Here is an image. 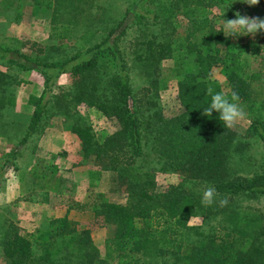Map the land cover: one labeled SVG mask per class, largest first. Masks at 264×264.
Returning a JSON list of instances; mask_svg holds the SVG:
<instances>
[{"label": "trees", "instance_id": "obj_1", "mask_svg": "<svg viewBox=\"0 0 264 264\" xmlns=\"http://www.w3.org/2000/svg\"><path fill=\"white\" fill-rule=\"evenodd\" d=\"M241 2L245 0H128L115 24L96 28L97 0H0L1 14L18 17L33 5L49 11L53 23L70 12L74 27L86 24L77 51L67 58L49 60L22 51L16 38L0 43L1 64L43 78L40 93L28 97L33 110L19 145L45 127L49 111L58 112L79 140L81 157L115 171L127 193L125 203L102 192L74 200L64 214L25 234L4 220L3 264H264V211L241 203L243 198H264V32L225 37L217 31L218 18L231 16ZM153 25L157 30L150 31ZM169 59L180 109L165 118L150 94L164 82L162 63ZM130 61L149 82L140 96L132 86ZM215 73L225 79L229 95L236 91L246 103L249 134L262 143L259 169L251 174L240 173L244 150L234 129L225 127L215 112L202 114L207 88L222 91ZM62 75L69 85H58ZM24 82L0 70V106H14L10 89ZM81 103L115 119L117 129L100 140L78 113ZM15 154V149L3 153L0 175ZM157 171L179 172L183 180L159 189ZM32 174L49 176L37 168ZM208 186L216 189V197L203 205L200 195ZM72 208L90 210L95 219L113 225L103 257L90 227L69 218ZM192 216H202V223L189 224Z\"/></svg>", "mask_w": 264, "mask_h": 264}, {"label": "rangeland", "instance_id": "obj_2", "mask_svg": "<svg viewBox=\"0 0 264 264\" xmlns=\"http://www.w3.org/2000/svg\"><path fill=\"white\" fill-rule=\"evenodd\" d=\"M127 4L128 0H97L98 8L93 9V15L96 17L94 26L102 28L115 24L123 15ZM217 11L221 13L220 10ZM236 13L263 18L264 5L259 1L253 5L241 2L237 4L231 16L223 18L232 19ZM70 15V12H65L53 23L49 11L37 9L33 5L26 6L18 17L14 13H0V43H14L11 38H16L18 43H21L22 51L36 53L49 60L67 58L77 51L79 42L77 38L86 26V24H77L74 27L69 23L73 18ZM82 21L83 18H80L79 22ZM218 21L221 20L218 18ZM151 30H157V26H151ZM131 37L128 36L127 39L131 40ZM1 63L0 58L1 71L15 74L19 78H24L26 82L12 86L10 89L15 95L14 106H0V173L5 169L2 166L6 159L3 153L16 150L12 163L5 164L6 170L0 175V226L4 220L10 219L16 224L20 233L32 232L49 219L64 214L67 205H71L72 201H85L99 192L104 193L111 201L125 203L127 198L125 185L120 183L117 173L113 170L101 169L93 158L81 157L79 140L63 126L60 113L49 111L45 127L31 134L24 144L19 145L33 110L28 103V97L30 94L40 93L43 78L36 71L19 70ZM130 65L132 86L140 96L145 91L144 86L149 82L140 66L133 61H130ZM162 65L166 78L158 86L156 93L153 91L150 97L158 99L164 117L171 118L180 109L177 78L169 71L172 65L171 59L163 61ZM248 68L246 76L249 74L250 66ZM215 76L221 83L222 91L229 94L223 76L219 73H215ZM69 83L70 79L67 75H62L58 80L59 86H66ZM239 103L245 115L235 121L231 127L236 133V138L242 142L240 149L244 150L242 164H239L242 170L240 173L251 174L259 169L262 143L249 134L250 119L247 105L242 100H239ZM77 110L100 140L118 127L115 119L108 118L94 107L81 103L77 105ZM36 168L40 173H46L50 177L35 178L32 171ZM155 178L159 189L183 180L179 172L157 171ZM46 182L49 186L42 187L41 184ZM241 203L250 209L264 211L263 197L243 198ZM68 215L79 226L90 227L99 255L103 257L104 241L112 235L113 225L105 224L102 219H95L94 213L90 210L79 211L72 208ZM202 221V216L189 218L191 225H200ZM0 264H3L1 246Z\"/></svg>", "mask_w": 264, "mask_h": 264}, {"label": "clouds", "instance_id": "obj_3", "mask_svg": "<svg viewBox=\"0 0 264 264\" xmlns=\"http://www.w3.org/2000/svg\"><path fill=\"white\" fill-rule=\"evenodd\" d=\"M246 3L253 5L258 0H245ZM221 24L217 31L228 36H240V35H254L257 31L264 32V18L249 17L235 14L232 19H224L223 14L220 17ZM207 95L209 100L207 106L202 108V114L205 116H211L213 112L218 114L219 120L223 122L225 127L233 126L234 122L242 118L245 113L242 105L239 103V94L236 91H232L226 94L223 91H216L212 87H208ZM216 197V189L212 186H208L203 189L200 195V201L203 205H211ZM226 203L225 200L221 201V204Z\"/></svg>", "mask_w": 264, "mask_h": 264}]
</instances>
